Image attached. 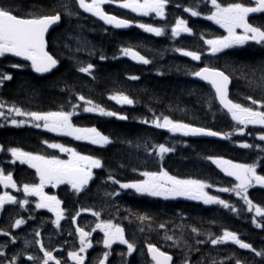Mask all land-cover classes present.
<instances>
[{
    "label": "trees",
    "instance_id": "trees-1",
    "mask_svg": "<svg viewBox=\"0 0 264 264\" xmlns=\"http://www.w3.org/2000/svg\"><path fill=\"white\" fill-rule=\"evenodd\" d=\"M218 2L224 5L243 2L247 6H255L254 0ZM4 3L12 6L14 13L20 15L61 11L62 16L60 25L48 37L49 51L59 61V66L52 73L40 75L29 63L16 60L11 54L0 57V73L12 76L10 81L0 86V102L5 104L0 111L8 116L7 120L0 117V144L5 149L18 147L52 156L57 152L43 142H57L70 145L82 155L101 159L104 167L95 169L94 179L87 189L77 194L69 185L58 187L59 198L73 210L92 204L97 211H101V219H112L120 224L125 229L126 238L135 243L137 251V254L133 252L129 256L127 247H121L124 257H148L147 245L152 243L171 253L175 257L174 264H183L185 258L189 264H213V261L216 264H236L237 260L240 264H264V257L241 249L234 243L212 245L209 242V236L215 238L228 230L237 233L256 251H262L264 227H256L252 220L255 217L257 222L264 223V218L255 216L254 211L248 212L247 205L234 193L217 191L221 187H231L236 181L206 159L217 156L236 163L260 160L257 173L264 175V151H261L264 141L258 139L259 135L264 134V128L249 125L243 135L237 134L234 131L237 127L235 122L221 109L212 88L189 74L205 65L224 70L233 79V101L251 106L245 97L251 95L253 99H264L259 86L260 77L264 74V44L250 41L211 55L201 36L212 39L225 36V31L205 18L212 9L210 0H169L166 19L151 16L144 20L145 24L166 27L165 35L160 37L141 28L117 30L107 26L95 17L82 13L74 0H4ZM63 3L69 4L76 14L66 15L61 7ZM192 6L201 13L200 16L192 17L184 11V8ZM106 10L117 12L113 7ZM177 18L185 19L194 34L172 37L171 27ZM249 23L264 26V13L250 14ZM125 47L133 48L152 62L145 65L124 56L120 50ZM177 48L199 51L201 60L193 61L177 52ZM101 55L105 59L101 60ZM89 63L94 65L91 75L78 71L79 67ZM14 64L22 67L13 68ZM133 75L139 79L128 78ZM117 93L128 95L134 100V105L120 104L109 98ZM80 95L128 119L84 112V102L77 100ZM13 104L26 111L42 112L71 111V105L78 104V114L72 117L73 124L95 127L107 135L112 143L101 147L32 126L11 127L8 125L11 116L7 109ZM154 116H168L175 121L214 131L233 132V135L225 140L189 138L156 128L151 123ZM145 119L149 121L148 124L141 122ZM241 143L254 147L241 148ZM159 144L172 147L175 151L165 154L161 160L158 153L153 151ZM0 157H9V153L0 152ZM161 167L172 175L201 179L212 184L213 187L206 189L210 195L226 200L241 211L235 213L220 205H205L191 199L142 195L133 189H121L108 179L112 175L122 183L133 182L144 179L141 172L158 171ZM114 192L120 195H108ZM248 195L254 204L264 208V188L256 185L249 189ZM144 215L150 219L143 222L137 219ZM161 224L165 227L160 228ZM192 228H196L199 234L193 233ZM166 234L179 240V246L166 240Z\"/></svg>",
    "mask_w": 264,
    "mask_h": 264
},
{
    "label": "snow or ice",
    "instance_id": "snow-or-ice-1",
    "mask_svg": "<svg viewBox=\"0 0 264 264\" xmlns=\"http://www.w3.org/2000/svg\"><path fill=\"white\" fill-rule=\"evenodd\" d=\"M111 2H113V0H74L75 5L78 6L79 9L99 18L105 24L115 28H127L132 26V21L119 18L104 11L103 6ZM116 2L119 7L128 9L138 15L149 16L154 13L163 20L166 19V8L169 0H116ZM210 2L212 9H210V14L205 18L218 24L227 32L225 36L212 39H204V37L201 36V39L209 47L211 55H216L235 46L244 45L249 41H253L256 44H264V26H253V24L249 23L250 14L264 13V0H254L255 6H247L243 2H233L227 5L219 3L218 0H210ZM61 7L68 16L76 14L67 3H63ZM184 11L190 13L192 17L201 15V13L196 10L195 6L186 7ZM61 16V11H55L53 14H16L12 6L4 3V0H0V57L11 54L23 60L30 61L31 68L37 73L52 71L58 66L59 61L47 50L46 34L52 25L61 21ZM136 26L157 37L163 36L166 33V27H157L145 23H139L136 24ZM237 29H242V32L238 33ZM181 34L193 35L194 33L185 19L177 18L174 25L171 27V35L172 37H179ZM120 51L124 56H129L142 64L147 65L152 62L131 47L122 48ZM176 51L183 56L190 57L193 61L201 60L202 54L199 51L186 50L183 48H177ZM100 59L103 60L105 57L101 55ZM12 67L20 68L22 65L14 64ZM93 69L94 65L89 63L87 66L79 67L78 71L91 75ZM189 74L211 85L214 90L215 99L218 100L219 105L226 110L231 120L235 122L237 127L234 131L237 134L243 135L244 129L248 128L249 125H259L261 128H264V110H261L264 109V99H253L251 95L245 97L247 101H250L251 106L234 102L229 98L231 78L225 71L218 68L205 65ZM128 78L131 80L139 79V77L135 75ZM11 79L12 76L10 74L0 73V86H2L5 81H10ZM259 86L261 92L264 93V74L260 77ZM109 98L116 100L117 103L120 104L134 105V100L123 93H117ZM77 100L84 102V112H95L99 115L108 117L115 116L121 120L128 119L125 115H119L116 112L108 111L94 104L92 100L85 99L83 95L77 96ZM4 107L5 104L0 102V109ZM78 107V104H72L71 111L60 110L42 112L26 111L13 104L8 107L7 112L11 116V125L16 127L31 124V126L36 128L43 127L47 131L70 136L78 141H88L93 145L101 147L112 143L107 135L102 134L95 127H78L73 124L72 117L78 114ZM0 117H4L6 120L8 119L4 111H0ZM16 117H23L24 119L17 120ZM141 122L145 124L149 123L146 119ZM151 123L156 128L166 129L174 134L180 133L183 136H208L230 139L233 135V132L225 133L214 131L206 127H197L190 123L175 121L168 116H154ZM258 139L264 141V134L259 135ZM43 143L49 148L59 149L60 152L68 153L70 158L68 160H62L55 156L48 157L24 151L18 147H9L5 149L4 145H0V152L6 151L10 153L13 158L11 161L13 164L19 161L21 164H28L31 168L36 170L39 175V183H26L23 185L22 190L25 196L39 197V202L36 203L35 207L37 209H47L53 212L56 217L53 223L59 228L61 226V220L65 218V210L61 207L63 202L55 195H47L44 192L45 186L51 184L55 187L60 184H68L79 194L84 191L89 185V182L93 180V169H101L104 167V164L99 158L90 155H82L75 149L66 147L63 144L49 143L48 141H44ZM239 147L250 149L254 146L248 143H241ZM153 151H156L160 159L163 160L165 154L171 153L175 151V149L164 144H159ZM261 151H264V149H261ZM206 159L220 168L226 176L232 177L236 181L231 187H221L218 188L217 191L234 193L235 196L247 205L248 212L254 211L255 216L264 218V208L260 207L258 204H254L248 195L249 189L256 185L264 188V175L257 173V168L261 166V161L254 160L252 163H236L232 160L217 156H208ZM140 175L144 177V179L133 182L122 183L112 175H109L108 179L111 180L112 183L118 184L121 189H133L136 193L142 195L146 194L152 197H163L164 199L185 197L187 199L200 201L205 205H220L235 213L241 211L234 205L229 204L226 200L215 195H210L206 189L213 187V185L204 180L181 178L170 174L163 167L158 171H143ZM0 184H3L5 188L11 187L18 191L20 190L13 179L12 173L9 172L5 175L2 168H0ZM108 195L119 196L120 193L114 192ZM28 203L29 201L26 198L18 201L15 196L7 192L0 195V211L4 210L6 204H19L23 207L28 205ZM81 212H90L92 216L96 217L97 222L95 223V227L90 230H85L84 227L76 224L77 217L80 216ZM137 219L143 222L149 220L150 217L144 215L138 216ZM26 222L27 221L23 218L15 219L10 227L19 229ZM71 222L76 225L75 232L79 238V247L78 250L70 251L67 255L75 264H85L86 253L93 247L90 238L92 233L96 232L97 229L103 232V245L105 249H112L114 244L119 243L126 245L127 254L129 256L136 251L135 243L130 242L129 239L126 238L125 229L120 224L114 223L112 219H101V211L82 208L71 217ZM252 222L258 228L264 227V223L257 222L255 217ZM164 227V224L160 225V228ZM192 232L199 234L196 228H192ZM69 234L71 235V233ZM0 235L8 237L11 236V233L9 231L0 230ZM40 236V231H36L35 237ZM164 238L173 241L176 246L180 244V241L174 240L172 235L166 234ZM11 242H16L15 236H12ZM209 242L212 245L231 242L238 245L241 249L251 250L256 256L264 257V250L256 251L250 243L242 241L238 234L232 231L224 230L222 235L215 238L209 236ZM31 243V241H25L26 246ZM35 243L39 245V250L43 253V257L39 259L35 256H28V260L35 261L39 259V264H61V260L53 254L54 250L45 247L42 240L36 239ZM197 243H204V241H197ZM147 251L154 264H173V256L166 251H162L155 244L149 243L147 245ZM110 255V251L103 252L102 259H98V264H107ZM121 255H123V253H121ZM4 256V251L0 250V257ZM17 258L18 257H13L8 264H15ZM183 264H189L187 258L184 259ZM213 264H216V262L213 261ZM236 264H240V261L237 260Z\"/></svg>",
    "mask_w": 264,
    "mask_h": 264
},
{
    "label": "flooded vegetation",
    "instance_id": "flooded-vegetation-1",
    "mask_svg": "<svg viewBox=\"0 0 264 264\" xmlns=\"http://www.w3.org/2000/svg\"><path fill=\"white\" fill-rule=\"evenodd\" d=\"M13 158H0V168L4 170L5 175L9 172L12 173L14 181L17 183L19 191L17 189L8 187L5 188L3 184H0V195L5 192L13 195L17 200L27 199L28 205L21 207L19 204H6L4 210L0 211V230L9 231L11 236L5 237L0 235V250L4 251L5 256L0 257V264H8L13 257H18L15 264H39V259H42L43 253L39 250V245L35 243L36 239L43 241L45 247L50 250H54L53 254L61 260V264H75L73 260L68 257V252L78 250L79 238L75 232V227L71 222V217L75 213L71 206H67L62 203L61 207L65 210L64 219L61 220V226L57 228L53 221L55 220V214L47 209H37L36 203L39 202V197L25 196L23 192L24 184H38L39 175L34 168H31L28 164H21L19 161L12 163ZM44 192L47 195L59 196L60 191L45 186ZM94 210L93 207H84ZM23 218L27 222L21 226V228H11L10 225L15 219ZM95 217L90 212H81L77 217L76 224L84 227L85 230H90L95 227ZM40 231L41 236L35 237V232ZM71 233V235L69 234ZM12 236L16 237V242L12 243ZM103 234L100 230L92 233L91 241L93 247L86 253L85 264H98V259H102V252L100 249ZM25 241H31L28 246L25 245ZM28 256H35L39 259L35 261L28 260ZM122 257H109L107 264H154V262L148 260L146 257L129 258Z\"/></svg>",
    "mask_w": 264,
    "mask_h": 264
},
{
    "label": "rangeland",
    "instance_id": "rangeland-1",
    "mask_svg": "<svg viewBox=\"0 0 264 264\" xmlns=\"http://www.w3.org/2000/svg\"><path fill=\"white\" fill-rule=\"evenodd\" d=\"M218 25V24H217ZM154 26H156V25H154ZM223 29V28H222ZM224 31H225V35H227V32H226V30L225 29H223ZM143 31V30H142ZM145 32V31H144ZM237 32L238 33H240V32H242V29H237ZM41 123H43V122H41ZM57 143V142H56ZM60 144H62V143H60ZM47 146V145H46ZM66 147H70V145H65ZM53 151H56L57 153H53L52 154V156H55L56 158H58V159H62V160H68L70 157H69V154L68 153H63V152H60L59 151V149H53ZM136 155V154H135ZM52 156H49L48 155V157H52ZM9 157L10 158H12L11 157V154L9 153ZM47 187H50V188H54L51 184H48V185H46ZM100 192L102 193V194H104V192L102 191V190H100ZM209 193V192H208ZM161 198V197H160ZM176 198H185V197H176ZM185 199H187V198H185ZM99 230V229H98ZM102 234H103V232H102ZM116 245H119V243H117V244H114L112 247H116ZM123 245V244H122ZM100 249H101V251H103V252H105V251H109V250H111V249H105L104 248V245H103V237H102V241H101V245H100ZM102 252V253H103ZM111 252V251H110Z\"/></svg>",
    "mask_w": 264,
    "mask_h": 264
},
{
    "label": "water",
    "instance_id": "water-1",
    "mask_svg": "<svg viewBox=\"0 0 264 264\" xmlns=\"http://www.w3.org/2000/svg\"><path fill=\"white\" fill-rule=\"evenodd\" d=\"M82 10V9H81ZM83 11V10H82ZM86 14H90V13H87V12H85ZM59 23L60 22H58L57 24H54V25H52L50 28H49V30H48V33L46 34V41H47V39H48V36H49V34H50V32L54 29V28H56V27H58L59 26ZM129 27H127V28H120V29H128ZM47 50H48V41H47ZM49 51V50H48ZM51 54V53H50ZM14 58L15 59H17V60H19V61H25V62H28V63H30V61H26V60H23L22 58H20V57H15L14 56ZM55 69V68H54ZM53 69V70H54ZM52 70V71H53ZM52 71H50V72H47V73H39V74H42V75H48V74H50ZM231 78V77H230ZM197 80L198 81H200V82H204V83H207V82H205V81H202V80H200L199 78H197ZM231 84H232V79H231V83H230V85H229V98H230V88H231ZM189 137H192V138H215V139H222V138H220V137H208V136H189ZM91 182V181H90ZM90 182H89V184H90ZM149 254V253H148ZM171 255V254H170ZM149 256H150V254H149ZM151 257V256H150Z\"/></svg>",
    "mask_w": 264,
    "mask_h": 264
}]
</instances>
